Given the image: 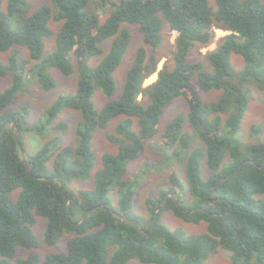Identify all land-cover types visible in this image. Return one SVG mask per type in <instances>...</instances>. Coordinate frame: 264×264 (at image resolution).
<instances>
[{
  "label": "trees",
  "instance_id": "obj_1",
  "mask_svg": "<svg viewBox=\"0 0 264 264\" xmlns=\"http://www.w3.org/2000/svg\"><path fill=\"white\" fill-rule=\"evenodd\" d=\"M90 2L49 0L32 10L28 0H7L5 7L0 0V51H9L8 63L0 61V75H10V84L0 91V264H202L218 248L229 252L230 264H264V142L238 137L249 102L246 83L264 89V0H115L104 21L88 9ZM52 20L60 26L54 49L43 55ZM124 24L137 25L145 46L135 51L121 94L97 108L92 100L97 89L107 97L115 92L114 71L131 38ZM164 24L176 32L172 60L144 85L160 60L156 50ZM215 28L226 33L213 49L200 52L214 41ZM108 39L104 52L101 43ZM15 47L25 48L28 57ZM194 48L201 58L190 61ZM232 54L242 58L239 69ZM50 68L66 76L76 69V88L58 94L44 118L31 125L26 104L10 106L26 75L35 76L44 91L56 87ZM210 90L220 91L216 101L202 98L200 92ZM176 97L185 100L187 111L159 132L163 110ZM63 109L80 113L76 144L58 145L51 138L26 152L21 133L40 132ZM117 118L107 136L117 149L104 152L96 168L93 133ZM186 122L193 135L184 130ZM66 126L61 121L54 128ZM253 128L257 135L262 127ZM194 136L201 142L192 146ZM146 146L164 152L157 161L161 167L185 163L184 179L170 172L168 185L145 199L147 221L132 210L139 180L125 178ZM89 178L91 188L66 187ZM112 190L117 208L111 205ZM165 210L186 222H205L206 230L184 234L169 228L161 220ZM37 216L46 220L48 245L68 233L64 250L43 257L32 250L39 245L33 232ZM20 247L30 251L17 256Z\"/></svg>",
  "mask_w": 264,
  "mask_h": 264
},
{
  "label": "rangeland",
  "instance_id": "obj_2",
  "mask_svg": "<svg viewBox=\"0 0 264 264\" xmlns=\"http://www.w3.org/2000/svg\"><path fill=\"white\" fill-rule=\"evenodd\" d=\"M7 0H2L3 7L6 6ZM32 10L38 8L42 3L49 2V0H28ZM115 0H91L88 9L92 10L98 15L101 21H104L107 16L115 9V5L112 3ZM210 4H214V0H208ZM163 23H166L163 20ZM167 24V23H166ZM164 24L161 34L163 36L162 44L156 50V54L160 57V60L157 65L156 71L151 74L148 78L144 80V85L150 84L157 78L158 70L162 67L163 63L166 61L168 63L172 60V49H174V39L176 36L175 31H170L168 26ZM50 26L53 30V33L44 40V51L43 55H46L48 52L54 49V37L56 31L60 26V22L52 20ZM130 32V41L126 52L123 56V59L120 65L114 71L115 78V92L113 96L107 97L97 89L92 97V100L97 108L101 107L105 102L118 97L124 86L126 73L132 57L134 56L135 51L140 46H145L143 41V36L138 30L137 25L124 24ZM226 32L215 28V39L207 47H201L200 52L204 53L207 50L213 49L216 46L217 39L224 35ZM111 39H108L101 43V47L104 52H106L108 46L110 45ZM147 47V46H146ZM20 49L21 54L24 57H28V52L23 47H15ZM9 56V51L1 52L0 51V61L3 64H7ZM197 58H201L198 53V49L194 48L188 60L192 61ZM232 62L236 69H239L243 65L242 58L236 54H232ZM74 68L75 61L73 60ZM50 75L53 76V79L56 81V87L52 88L49 91H44L38 82L35 76L26 75L24 79V84L21 91L17 94V97L14 103L10 106L11 109H15L20 104H26L29 108L28 123L36 124L39 120L44 118L45 110L47 106L57 97L60 93H67L74 91L76 88L78 74L76 69L70 75L66 76L62 74L55 68H50L48 70ZM10 84V75H0V91L4 90ZM246 87L249 88V102L247 111L243 117L241 126L238 131V137L245 143H255L258 141L264 142V89H260L256 83L249 81L246 83ZM201 96L206 101H216L220 96V91L210 90L208 92L201 91ZM139 99L141 96L138 97ZM187 104L182 97H176L171 103L167 104L161 115V119L158 123L159 132L163 129L165 124L177 113L186 112ZM80 118V113L77 110L73 109H63L61 113L55 118L54 124L50 126H45L40 132L37 131H24L21 133V141L25 148L26 152H31L37 149L40 143L45 140L54 138L58 145H75L76 136H75V126L77 121ZM119 120V118L110 122V124L104 129H97L92 136L91 146L95 154V164L98 168L100 164V157L104 152H115L117 147L108 139V133L113 132L114 124ZM66 122L67 126L63 130H58L54 128L58 122ZM261 126V131L256 135L252 134L253 126ZM184 130L187 131L190 135H193V130L188 122L185 123ZM19 134V131H18ZM159 134L156 135L151 143L155 146L158 142ZM192 146L200 144L198 137H193ZM149 145V144H147ZM164 157V152L159 148L157 150L152 149L149 146L145 147L144 152L135 160L130 163L129 172L125 175L127 180H132L136 176V180H139L137 185H135L134 198L132 210L140 214L145 221L149 219V213L145 207V199L150 195L156 196L160 187H166L168 185V175L170 172H176L181 179H184V160H179L173 163H170L169 166H159L157 161L162 160ZM149 164V165H148ZM144 174V178L142 179ZM93 186L92 178L88 180L74 179L67 183V188L70 191L76 192L81 188H91ZM18 190H15L11 193V197L15 200L17 197ZM111 200V205L113 208L118 207V195L115 191L109 193ZM161 220L169 228H180L184 234H198L206 230L205 222L192 223L186 222L180 218L175 217V215L170 210H165L161 214ZM46 226V220L43 217L37 216L35 224L33 225V232L36 234L39 245L32 250L38 253L41 257L47 252L61 251L65 249L66 242L69 238L68 233H63L58 243L55 245H48L43 240V232ZM28 251L25 248H18L17 256H25ZM202 264H230L229 252L218 248L214 253L209 254V256L203 261Z\"/></svg>",
  "mask_w": 264,
  "mask_h": 264
},
{
  "label": "water",
  "instance_id": "obj_3",
  "mask_svg": "<svg viewBox=\"0 0 264 264\" xmlns=\"http://www.w3.org/2000/svg\"><path fill=\"white\" fill-rule=\"evenodd\" d=\"M17 135H18V129L15 127V130H14V138L16 140L17 145L20 148V152H21V154L23 156L24 161H26L24 150H23V148L21 146V143L19 142V139H18V136Z\"/></svg>",
  "mask_w": 264,
  "mask_h": 264
}]
</instances>
